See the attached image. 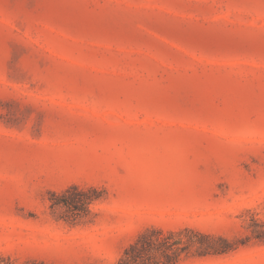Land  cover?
Instances as JSON below:
<instances>
[{
	"label": "rangeland",
	"instance_id": "obj_1",
	"mask_svg": "<svg viewBox=\"0 0 264 264\" xmlns=\"http://www.w3.org/2000/svg\"><path fill=\"white\" fill-rule=\"evenodd\" d=\"M77 186L99 200L52 208ZM264 0H0V256L118 264L145 230L264 264ZM251 238L248 239L247 237Z\"/></svg>",
	"mask_w": 264,
	"mask_h": 264
},
{
	"label": "trees",
	"instance_id": "obj_2",
	"mask_svg": "<svg viewBox=\"0 0 264 264\" xmlns=\"http://www.w3.org/2000/svg\"><path fill=\"white\" fill-rule=\"evenodd\" d=\"M97 189H81L73 186L60 194H54L52 208H66L74 217H82L89 212V206L99 200V196L91 195ZM252 237L264 241V222L252 219L250 225ZM248 239L251 237L248 236ZM234 250L231 243L222 237L204 234L192 228L179 231H165L153 227L145 230L138 238L127 246L118 264H179L183 258L193 251L199 256L221 255ZM0 264H16L11 257L0 256ZM18 264H45L35 260Z\"/></svg>",
	"mask_w": 264,
	"mask_h": 264
}]
</instances>
